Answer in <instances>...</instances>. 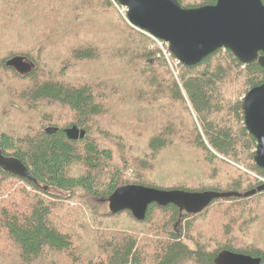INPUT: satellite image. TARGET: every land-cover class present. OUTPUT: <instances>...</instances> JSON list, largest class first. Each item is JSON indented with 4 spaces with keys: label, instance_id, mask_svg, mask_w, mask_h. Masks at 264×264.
Listing matches in <instances>:
<instances>
[{
    "label": "trees",
    "instance_id": "16d2710c",
    "mask_svg": "<svg viewBox=\"0 0 264 264\" xmlns=\"http://www.w3.org/2000/svg\"><path fill=\"white\" fill-rule=\"evenodd\" d=\"M120 8L117 0H0V150L36 180L0 170V198L9 193L0 200V264H213L222 251L264 264V191L215 200L179 222L172 205H150L143 222L91 207L125 185L243 193L264 179L241 109L264 70L218 50L172 71ZM55 64L61 72L47 71ZM71 70L86 73L82 84ZM106 116L107 131L93 128ZM72 126L84 139L66 138ZM172 223H183L178 235L166 231Z\"/></svg>",
    "mask_w": 264,
    "mask_h": 264
},
{
    "label": "water",
    "instance_id": "95a60500",
    "mask_svg": "<svg viewBox=\"0 0 264 264\" xmlns=\"http://www.w3.org/2000/svg\"><path fill=\"white\" fill-rule=\"evenodd\" d=\"M213 1V5L183 9L176 0H117L126 8L130 25L166 43L171 56L182 66H196L218 50H228L241 64L256 63L264 70V5L261 0ZM11 64L17 69L28 68L27 62L19 59ZM241 109L244 128L256 141L254 163L264 170V83L246 93ZM63 133L70 141L85 137V132L75 126ZM0 170L36 184L19 160L5 157L1 150ZM261 191H264V183L243 193H191L125 185L118 187L106 202L110 215L127 211L138 222L144 221L150 205H172L180 213L179 222L182 214L200 215L215 200L246 199ZM213 264H261V258L222 251Z\"/></svg>",
    "mask_w": 264,
    "mask_h": 264
},
{
    "label": "rangeland",
    "instance_id": "374dc122",
    "mask_svg": "<svg viewBox=\"0 0 264 264\" xmlns=\"http://www.w3.org/2000/svg\"><path fill=\"white\" fill-rule=\"evenodd\" d=\"M191 2H199L200 0H190ZM122 11V9L120 8V9H118V12L120 13V15L122 16V17H124L123 15H122V13H121V11ZM125 10H126V8H125ZM98 23H100V21H98ZM149 38V37H148ZM150 39V38H149ZM150 41H153L152 39H150ZM153 43V45H152V48H157L159 51H160V55H158L157 57H160V56H162L167 62H168V64H169V67L171 68V70L173 71V68L177 65V64H179L175 59H174V61H173V63H169V61H168V58H169V55H171V54H169L168 55V57H167V55L164 53V50L166 49V46H162L163 47V49H162V47H161V45H159V44H155V42L153 41L152 42ZM181 65V64H180ZM45 65H42V67H44ZM46 69H47V71L48 70H50V71H52L54 74L55 73H59V72H61L60 70H61V67H60V65L59 64H55V65H52V66H50V65H46ZM90 69V68H89ZM89 69H84V68H82V71L83 72H87ZM68 78H70V79H73L74 81H76V82H78V83H80V84H82V82L85 80V78H86V73H75V71L74 70H71L69 73H68ZM66 118H67V120H71L72 119V116H71V114H67V116H66ZM107 119H108V116H106L105 117V119L104 120H95L94 122H93V126H95V127H93V128H95V129H97L98 131L100 130V132L101 131H103V132H105V131H107L108 129H106V122H107ZM97 127V128H96ZM161 161H162V164L163 163H167V165L166 166H170V164L172 163V157H171V155H165V156H163L162 158H161ZM167 173V171H165V172H163V173H161V175H164V174H166ZM175 179H180V177H178V178H175ZM260 179V181L262 182V183H264V179H262V178H259ZM18 185H15L13 188L15 189L16 187H17ZM23 186V185H22ZM9 195V193H7V195L4 197V198H0V200L1 199H3V200H5V199H7L8 196ZM99 204V207L96 209L93 205L91 206L93 209H94V211L97 213V212H101V213H104V212H108V208H107V202H103V203H98ZM264 204V203H263ZM264 206V205H263ZM264 214V213H263ZM213 220V217L211 216V218H210V221H212ZM209 221V222H210ZM209 222H206V223H209ZM174 225H176V223H172V224H169L168 225V227H167V232H172V231H174V232H178V234H179V232L181 231V229H182V227H183V223H181V224H177L176 225V227L175 228H173V226ZM212 228H214V225H212L211 226ZM196 230L198 231V232H201L202 234H204L205 236H216V235H212V234H210V233H208L207 232V230H206V228H205V226H198V227H196ZM177 234V235H178ZM165 240H170L171 241V238H163L162 239V241H165ZM65 258L63 257V258H57V264H65V260H64Z\"/></svg>",
    "mask_w": 264,
    "mask_h": 264
},
{
    "label": "built area",
    "instance_id": "2783aa9c",
    "mask_svg": "<svg viewBox=\"0 0 264 264\" xmlns=\"http://www.w3.org/2000/svg\"><path fill=\"white\" fill-rule=\"evenodd\" d=\"M122 9V11H121V13H122V15L124 16V14H126V10H125V8H121ZM147 36L150 38V39H152L154 42H155V44H159V45H161V47L162 46H166V49L164 50V53L167 55V57H168V55L170 54L169 53V51H168V45L166 44V43H164V42H162V41H160V40H158V39H155L154 37H152L151 35H149V34H147ZM162 49H163V47H162Z\"/></svg>",
    "mask_w": 264,
    "mask_h": 264
},
{
    "label": "flooded vegetation",
    "instance_id": "af4514ba",
    "mask_svg": "<svg viewBox=\"0 0 264 264\" xmlns=\"http://www.w3.org/2000/svg\"><path fill=\"white\" fill-rule=\"evenodd\" d=\"M175 227H176V225H174V226H173V228H175ZM175 234L177 235V234H178V232H177V233L175 232Z\"/></svg>",
    "mask_w": 264,
    "mask_h": 264
}]
</instances>
